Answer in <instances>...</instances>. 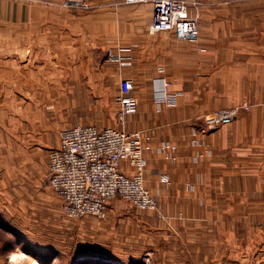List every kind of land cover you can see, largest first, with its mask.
Masks as SVG:
<instances>
[{
	"label": "crops",
	"instance_id": "crops-1",
	"mask_svg": "<svg viewBox=\"0 0 264 264\" xmlns=\"http://www.w3.org/2000/svg\"><path fill=\"white\" fill-rule=\"evenodd\" d=\"M5 1L0 51L8 54L2 61L7 74H0V115L13 129L0 128L8 153L0 154V189L12 181L19 188L21 177L45 181L49 152L65 127L138 130L147 158L145 184L170 218L154 214V242H169L170 227L204 246L231 242L244 227L251 232L247 240L261 246L249 256L264 264V234L256 233L264 227V0H188L202 3L189 8L199 19L197 43L173 31L154 32L150 1L0 0V6ZM124 78L133 80L139 106L123 125L113 101L118 103ZM162 80L170 83L172 101L158 107ZM63 99L87 103L69 109ZM243 104L250 107L233 121L201 131L206 115ZM165 143L170 148L163 151ZM123 169L134 172L126 162ZM111 202L110 216L149 224ZM178 212L185 218L173 222ZM195 253L208 257L203 248Z\"/></svg>",
	"mask_w": 264,
	"mask_h": 264
},
{
	"label": "rangeland",
	"instance_id": "rangeland-1",
	"mask_svg": "<svg viewBox=\"0 0 264 264\" xmlns=\"http://www.w3.org/2000/svg\"><path fill=\"white\" fill-rule=\"evenodd\" d=\"M86 4L85 8L89 7L87 2ZM201 5V2H197L190 7L197 9ZM8 8L6 1L0 6L1 11ZM6 23V18H0V27H5ZM7 54V51H0V58H3L0 59V74H7L4 63ZM2 86L4 84H0ZM63 103L64 108L70 109L73 105L84 106L87 100L79 99L76 103V100L72 102L63 99ZM113 104L117 109L120 107V92L118 103L114 100ZM233 107H238V115L241 108L250 106L243 104ZM230 108L232 107L223 110ZM5 118L6 116L0 115V128L13 129ZM2 144L0 139V154L3 155L4 152L7 153V145L3 147ZM16 181L19 183V180ZM20 182L22 184L19 188L12 181L10 187L0 189V218L8 225L7 228L0 226V264H42L34 253H40L44 257L51 256L49 264H254L256 260L249 256V252L261 248L247 240L251 232L244 227L237 228L233 241L207 243L206 246L186 241L182 230L170 227L167 231L169 242L157 243L154 242L155 229L151 220L154 221V214L168 219L161 212L158 200V212L137 208L122 199L110 201L111 206L125 205L122 207L125 216L133 213L136 219L145 218L149 224L142 227L131 221H123L118 215L110 216L109 213L105 218L92 215L80 218L69 216L63 209L62 201L49 185L48 178L40 184L34 178L30 181L21 177ZM154 196L156 197L155 194ZM184 218L180 212L173 222H181ZM241 222L240 220L239 223ZM256 233L263 235L264 227L259 228ZM202 245L203 254L208 253L207 258H199L198 253H195L202 249ZM192 251L193 258H188Z\"/></svg>",
	"mask_w": 264,
	"mask_h": 264
},
{
	"label": "built area",
	"instance_id": "built-area-1",
	"mask_svg": "<svg viewBox=\"0 0 264 264\" xmlns=\"http://www.w3.org/2000/svg\"><path fill=\"white\" fill-rule=\"evenodd\" d=\"M148 1L153 7L151 28L154 32L173 31L179 39L192 43L199 41L198 16L189 13L190 5L197 1L124 0L127 4ZM159 71L163 72L164 68H159ZM161 83L162 90L156 100L158 107L172 101V95L168 92L170 83L165 80ZM133 86L131 78H124L120 82L118 120L123 125L127 116L138 110L139 100L132 93ZM237 109H221L206 115L201 131L207 132L222 123L233 121L237 117ZM59 137V145L49 152L48 180L69 216L105 218L109 202L116 198L137 208L159 211L156 197L145 184L147 158L141 131L98 128L90 124L65 127L60 130ZM193 142L204 145L206 141ZM169 148L167 143L161 147L163 151ZM170 158L175 161L174 157ZM123 162L134 169L133 174L125 172Z\"/></svg>",
	"mask_w": 264,
	"mask_h": 264
},
{
	"label": "trees",
	"instance_id": "trees-1",
	"mask_svg": "<svg viewBox=\"0 0 264 264\" xmlns=\"http://www.w3.org/2000/svg\"><path fill=\"white\" fill-rule=\"evenodd\" d=\"M0 226L8 227L7 223L0 218ZM29 248V247H28ZM30 251V250H29ZM32 252V251H30ZM34 253V252H33ZM36 255V258L42 263V264H49L52 261L51 256H42L40 253H34Z\"/></svg>",
	"mask_w": 264,
	"mask_h": 264
},
{
	"label": "bare ground",
	"instance_id": "bare-ground-1",
	"mask_svg": "<svg viewBox=\"0 0 264 264\" xmlns=\"http://www.w3.org/2000/svg\"><path fill=\"white\" fill-rule=\"evenodd\" d=\"M14 262H16V263H20V261H18V260H14Z\"/></svg>",
	"mask_w": 264,
	"mask_h": 264
}]
</instances>
